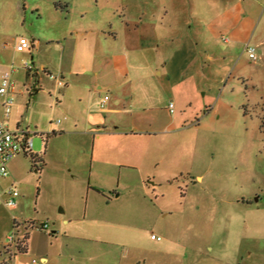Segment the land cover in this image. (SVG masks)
Here are the masks:
<instances>
[{"label":"rangeland","instance_id":"1","mask_svg":"<svg viewBox=\"0 0 264 264\" xmlns=\"http://www.w3.org/2000/svg\"><path fill=\"white\" fill-rule=\"evenodd\" d=\"M58 1L0 0V85L2 76L15 70V104L7 122L11 130L20 123L33 141L32 154L14 158L9 176L0 180L1 190L19 192L15 207L0 206V264H42V256L49 264H264V72L259 78L252 75L246 54L241 59L244 74L225 76V81L232 78L226 88L229 100L257 103L247 123L242 120L240 135L202 133L197 138L196 121L189 118L158 137H102L104 126L91 131L77 122L75 127L73 113L82 105L66 100L65 89L54 81L46 79L35 93L38 78L25 65L37 63L40 70L51 58L48 45L17 50L21 38L33 42L61 34L66 21L65 13H56ZM85 2L72 1L68 23H77L88 6L99 5L108 13L115 5L142 6L145 0ZM130 58L137 76L128 80L136 100L130 107L157 108L167 118L175 103L184 114L174 88L165 86L163 63L159 66L147 50ZM98 63L100 59L82 60L88 69ZM50 73L60 77L58 70ZM207 84L206 90L218 96L224 90L219 81ZM100 148L102 158L118 163L113 171L96 163ZM199 175L205 179L199 181ZM45 224L49 227L42 230ZM26 235V253L18 254L12 246L6 254L10 237L18 241ZM152 235L162 241H152Z\"/></svg>","mask_w":264,"mask_h":264},{"label":"crops","instance_id":"2","mask_svg":"<svg viewBox=\"0 0 264 264\" xmlns=\"http://www.w3.org/2000/svg\"><path fill=\"white\" fill-rule=\"evenodd\" d=\"M72 1L55 3L57 15L59 10L65 13L66 23L61 25V34L31 43L32 49H41L43 43L47 44L46 53L51 56L49 61H43L40 70L36 69L37 63L32 65L38 78L35 93L41 91L46 79L50 80L47 74L58 70V78L64 82V86L59 87L65 89L64 98L76 99L82 105L78 113H73L77 118L76 128L81 122L91 131L104 126L106 133L102 137L133 141L165 135L193 118L197 138L202 133L229 138L241 134L242 120L247 123L251 107L257 103L233 102L227 98L226 88L233 74H244L241 59L247 54L251 41L258 52L256 61L248 56L251 73L259 78L264 72V0H145L142 6L115 5L108 13L101 12L99 5L89 7L86 0L84 4L88 8L82 10L77 23L70 24ZM86 13L91 14L86 16ZM164 47L170 48L165 55ZM142 50L153 54L159 66L163 63L162 69L167 70L165 86L174 88L184 114L176 111L175 103H171L174 109L169 110L167 118L157 108L130 107L136 100L132 98L133 81L128 80L137 77L131 70L130 56ZM85 58L93 62L100 59L101 63L95 69H88L82 64ZM168 62H171L169 68ZM172 72H175L174 79ZM158 74L163 77V72ZM227 74L231 77L225 81ZM209 81L223 84L220 96L206 90ZM55 86L58 87L56 83ZM105 96L110 98L102 110L98 103ZM137 101V105H141L143 100ZM187 109L190 112L187 113ZM110 128L116 131L109 133ZM12 130H22L20 123ZM103 151L100 148L96 163L113 171L118 163L102 158ZM119 166L131 167L126 163ZM204 179L205 175L198 176L199 181ZM40 262L50 263L45 256Z\"/></svg>","mask_w":264,"mask_h":264},{"label":"built area","instance_id":"3","mask_svg":"<svg viewBox=\"0 0 264 264\" xmlns=\"http://www.w3.org/2000/svg\"><path fill=\"white\" fill-rule=\"evenodd\" d=\"M32 49V43L26 39L21 38L17 45L19 52L30 51ZM246 52L248 56L256 61L258 59V52L255 47L247 46ZM26 69L30 73H34V67L26 63ZM35 74V73H34ZM49 79L54 81L58 87H63L64 82L60 80L53 73L47 74ZM14 90V84L12 82V74L5 73L2 76V83L0 85V96L2 97V115L0 117V180L5 179L9 176L8 164L21 153L29 154L33 152V141L28 137L25 130L13 131L9 128L7 120L9 119L15 101L12 96ZM109 96H105L99 101V107L104 110L109 102ZM170 109H174V105L170 104ZM19 197V192L16 188L11 187L8 189L1 190L0 188V206L5 204L7 207L13 208L16 206V198ZM48 225L45 224L41 229L47 230ZM152 241L161 242L162 237L158 235L151 236ZM9 248L12 246L16 247L17 241L14 237L9 238ZM32 264H38L33 262Z\"/></svg>","mask_w":264,"mask_h":264},{"label":"trees","instance_id":"4","mask_svg":"<svg viewBox=\"0 0 264 264\" xmlns=\"http://www.w3.org/2000/svg\"><path fill=\"white\" fill-rule=\"evenodd\" d=\"M27 241H28V235H26L25 238L20 239V240L17 241L16 251L18 252V254L19 253H26L27 252ZM5 249H7L6 254H8L9 247L6 246Z\"/></svg>","mask_w":264,"mask_h":264}]
</instances>
